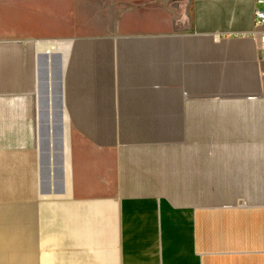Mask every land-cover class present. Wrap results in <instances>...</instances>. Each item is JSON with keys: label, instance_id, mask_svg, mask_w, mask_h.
<instances>
[{"label": "crops", "instance_id": "crops-1", "mask_svg": "<svg viewBox=\"0 0 264 264\" xmlns=\"http://www.w3.org/2000/svg\"><path fill=\"white\" fill-rule=\"evenodd\" d=\"M85 3L0 38V264H264L255 0Z\"/></svg>", "mask_w": 264, "mask_h": 264}, {"label": "rangeland", "instance_id": "rangeland-1", "mask_svg": "<svg viewBox=\"0 0 264 264\" xmlns=\"http://www.w3.org/2000/svg\"><path fill=\"white\" fill-rule=\"evenodd\" d=\"M86 1L0 0V38L50 40L78 28H91L92 5Z\"/></svg>", "mask_w": 264, "mask_h": 264}, {"label": "built area", "instance_id": "built-area-1", "mask_svg": "<svg viewBox=\"0 0 264 264\" xmlns=\"http://www.w3.org/2000/svg\"><path fill=\"white\" fill-rule=\"evenodd\" d=\"M255 4L256 5L253 8L254 26L262 27L264 26V0H255ZM257 41L259 45L264 43V28L261 32H258Z\"/></svg>", "mask_w": 264, "mask_h": 264}]
</instances>
